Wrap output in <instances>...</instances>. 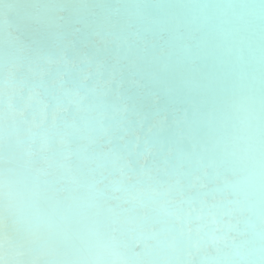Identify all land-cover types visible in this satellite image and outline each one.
Instances as JSON below:
<instances>
[{
  "label": "bare ground",
  "instance_id": "6f19581e",
  "mask_svg": "<svg viewBox=\"0 0 264 264\" xmlns=\"http://www.w3.org/2000/svg\"><path fill=\"white\" fill-rule=\"evenodd\" d=\"M60 18L65 34L84 26L82 44L87 25L105 29L102 76L96 60L60 62L42 25ZM117 58L125 81L143 78L160 96L141 103L142 129L119 82L101 84ZM124 95L138 90L126 83ZM157 114L167 121L148 132ZM136 131L140 153L153 149L146 170ZM0 185L9 234L26 228L57 245L40 264L64 253L86 264H260L264 0H0Z\"/></svg>",
  "mask_w": 264,
  "mask_h": 264
},
{
  "label": "snow or ice",
  "instance_id": "6c2138e0",
  "mask_svg": "<svg viewBox=\"0 0 264 264\" xmlns=\"http://www.w3.org/2000/svg\"><path fill=\"white\" fill-rule=\"evenodd\" d=\"M6 9L14 7L13 5H5ZM45 7H58V6H45ZM86 7V6H80ZM62 18L58 20H45L42 21V25L46 30H54V35L52 36L53 48L60 54V62L71 65L73 68L79 66L80 63L89 62L92 60L97 61V68L101 72V76L104 70V66L107 63L103 57L100 56V49L107 46L110 43L107 32L103 27L87 25V43L82 44L79 33L81 27H77L71 34H65L62 23ZM7 27V21H6ZM8 34L12 36L13 40L20 45V50L23 53L27 47L25 42L21 41V38L14 29L8 28ZM93 45L96 47L93 48ZM51 61V56H49ZM133 64L134 62H129ZM17 69V63L13 62L11 67H6L5 75V85L13 82L14 73ZM125 68L121 66V61L117 58L110 71L108 72L107 79H101V84L105 88H112L119 82L120 99L123 101V110L127 113L130 109H136L139 116L140 128L144 127L143 121L146 119L145 114L140 110L141 103L147 99L151 98L154 105H158L160 101V96L157 93L152 92L145 86L143 78H138L135 75L130 76V78L125 81ZM64 79V77H61ZM138 90V95L135 98L131 96L125 97L124 89L125 85ZM11 107V105H9ZM23 115V113H21ZM167 121V115H155L152 120L151 126L148 128V132H152L154 129H163ZM136 146L135 151L140 157L137 161L139 167L142 170H146L148 167V162L150 156L153 154V149L148 145H145L144 152L140 153V142L143 139L140 131H136ZM127 167L133 168L135 164L131 159L127 161ZM145 174H149L145 171ZM200 178L197 177V180ZM2 186V185H0ZM202 188H206V183H201ZM113 231H119L118 226H113ZM115 240V236L111 237ZM135 240V233L131 235L125 234L124 245L128 246L129 243ZM57 245L55 243H49L44 240L39 232L33 231L26 228H16V235H10L7 230V224L5 221H0V264H40V257L45 255H53L55 257V250ZM11 251L13 253V258L11 260L6 259L8 253ZM261 254L264 257V241L261 244ZM30 255L33 258L31 260H24L23 257ZM65 258L57 259L53 258L47 262V264H86L85 261L80 259H69V253H64ZM93 264H98V262H93ZM112 264H136V262H131L128 260H117L113 261ZM145 264H155V262H145ZM184 264H193L191 260L184 262ZM260 264H264V258L261 259Z\"/></svg>",
  "mask_w": 264,
  "mask_h": 264
}]
</instances>
